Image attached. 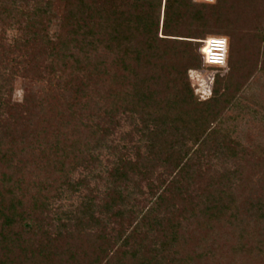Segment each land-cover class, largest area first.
Instances as JSON below:
<instances>
[{
  "label": "trees",
  "instance_id": "1",
  "mask_svg": "<svg viewBox=\"0 0 264 264\" xmlns=\"http://www.w3.org/2000/svg\"><path fill=\"white\" fill-rule=\"evenodd\" d=\"M58 1L0 0V264H264L237 36L198 29L226 3ZM225 35L232 72L198 100L189 71ZM20 78L42 90L15 101Z\"/></svg>",
  "mask_w": 264,
  "mask_h": 264
},
{
  "label": "rangeland",
  "instance_id": "2",
  "mask_svg": "<svg viewBox=\"0 0 264 264\" xmlns=\"http://www.w3.org/2000/svg\"><path fill=\"white\" fill-rule=\"evenodd\" d=\"M223 2L226 3V6L221 13L222 22L215 24V21H212L208 27L198 29L203 32L215 31L218 34L223 32L236 34L235 43L230 40L229 36H225L236 47V54L232 57L233 65L235 63L238 67L234 73L235 81L243 83L245 86L243 103L247 108L240 115L235 112L231 113L237 117L232 120L231 126L235 130V138L245 146L258 145L259 143L264 147V43L261 40L264 32V0H223ZM56 4L60 5L58 0H56ZM61 6L64 8V4ZM163 14L164 12L161 11V26L164 20ZM161 28L160 36H162ZM11 33L12 31L8 32V35H12ZM198 47L200 48V45ZM174 59L170 64L177 66L179 63L180 66L183 59L179 57ZM227 66L223 68L210 67L202 62L201 67L189 71L190 85L198 100L210 98L215 89L216 80L225 79L230 75L232 70ZM175 78L179 83V75H176ZM42 87L43 84L36 80L20 78L15 83L13 99L21 101L26 88L39 92ZM226 118H228V114ZM249 166L245 165V169L242 170L247 177L245 186L247 191L251 190V187L256 189L258 185L261 186V184H256V181L261 178L262 169L254 170Z\"/></svg>",
  "mask_w": 264,
  "mask_h": 264
},
{
  "label": "built area",
  "instance_id": "3",
  "mask_svg": "<svg viewBox=\"0 0 264 264\" xmlns=\"http://www.w3.org/2000/svg\"><path fill=\"white\" fill-rule=\"evenodd\" d=\"M212 3L213 0H197ZM215 1V0H214ZM207 49V51H204ZM205 65L210 67L223 68L227 66L229 53V40L224 36H212L202 40L200 49Z\"/></svg>",
  "mask_w": 264,
  "mask_h": 264
},
{
  "label": "clouds",
  "instance_id": "4",
  "mask_svg": "<svg viewBox=\"0 0 264 264\" xmlns=\"http://www.w3.org/2000/svg\"><path fill=\"white\" fill-rule=\"evenodd\" d=\"M213 2H214V0H213ZM204 51H207V49H204Z\"/></svg>",
  "mask_w": 264,
  "mask_h": 264
}]
</instances>
